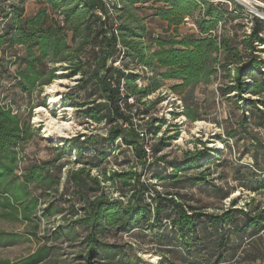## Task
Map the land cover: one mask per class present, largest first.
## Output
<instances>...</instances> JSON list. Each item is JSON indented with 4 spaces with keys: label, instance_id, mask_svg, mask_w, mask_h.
Segmentation results:
<instances>
[{
    "label": "trees",
    "instance_id": "1",
    "mask_svg": "<svg viewBox=\"0 0 264 264\" xmlns=\"http://www.w3.org/2000/svg\"><path fill=\"white\" fill-rule=\"evenodd\" d=\"M8 1L0 0V78L7 76L10 90L31 98L34 92L41 95L44 86L58 77L55 64H61L67 70L64 77L79 76L66 93L65 104L73 102L79 117L107 123L108 129L106 135L81 133L66 139L56 148L53 158L28 159L22 144L29 137L31 124L11 102L1 100L0 202L3 206H11L21 219L28 221L37 216L45 193H56L60 186L68 190L65 186H70L72 196L49 201L41 217L62 214L66 208L56 209L58 200L59 205L67 204L75 218L66 224L59 222L56 235L70 239L78 228L83 229L87 258L98 257L102 264L107 260L137 264L122 261L123 253L103 241L102 237L113 232L142 230L153 235L159 246L172 254L153 251L159 256L155 264H223L227 252L237 250L239 245L233 236L243 241L248 235L264 231V201H257L255 196L245 203L246 207L223 209L219 215L201 212L191 203V194L185 191L188 186H211L222 201L235 190V185H216L208 179L210 167L197 175L189 174L203 160L205 165L222 162L224 152L214 155L206 150L185 151L182 161L170 167L169 174L161 169L157 175L166 184L163 191L156 183L142 181L143 172L133 169L136 166L112 170L109 176L92 173L107 163L108 150L119 139L133 148V155L143 160L145 168L167 167V162L157 157L154 163L146 165L136 131L123 127L121 122L132 123L135 105L141 108L160 102L161 96L154 100L147 98L167 80L177 81L172 88L182 96L184 113L196 120L198 87L218 83L219 97L234 105L225 119L227 140L234 142L231 148L238 155L237 160L245 155L251 158V168L233 162L230 166L248 190L264 196V57L261 55L264 21L256 18L252 30L245 31L243 21L225 4L203 1L201 8L197 0H121L122 8L117 15L106 18L96 13L97 8L107 12L102 0H48L51 10L42 7L30 16L25 15V0H11L10 6ZM140 9L153 10L152 15L166 21L169 28L174 26L175 31L184 23V17L190 15L198 35L180 39L173 34L154 35ZM115 22H118L117 33ZM119 58L123 69L114 65ZM12 66L15 69L11 72ZM130 66L150 74L143 85L137 83L142 74L135 73ZM112 79L115 86L110 82ZM122 83L125 93L120 89ZM129 98L135 103H129ZM166 139L157 147L154 145L155 155L167 146ZM91 150L93 154L89 153ZM72 151L76 152L72 163L79 167L60 163L66 153L72 156ZM102 181L119 182L128 189L127 202L110 195ZM45 252L40 247L19 264H38ZM135 257L139 262L143 259L137 253Z\"/></svg>",
    "mask_w": 264,
    "mask_h": 264
},
{
    "label": "rangeland",
    "instance_id": "2",
    "mask_svg": "<svg viewBox=\"0 0 264 264\" xmlns=\"http://www.w3.org/2000/svg\"><path fill=\"white\" fill-rule=\"evenodd\" d=\"M10 1L7 2L8 6H10ZM24 4L26 16L34 14L42 7L51 10L48 0H25ZM139 11L142 16L146 17L145 23L154 35L168 36L173 34L177 39L186 35H198L199 30L195 23H182L175 31L174 26L169 28L166 21L152 15L153 10L140 9ZM261 55L264 57V52ZM60 65L55 64V67L59 69L58 77L44 86L41 95L34 92L31 98L28 95L17 94L15 90H10L8 88L10 79L7 76L0 78V101L4 99L8 103L11 102L14 109L19 110L21 117L31 124L29 137L22 144L23 154L28 159L53 158L59 145H63L66 139L81 133L88 135H106L107 133V123H96L79 117L77 107L73 102L69 101L65 104V95L76 84L79 76L64 77L63 75L67 73V70L61 68ZM130 67L135 73L142 74L137 83L139 86L143 85L145 78L150 74H146L141 68ZM11 69L12 72L15 66H12ZM175 83H177L175 80L165 81L158 91L147 98L154 100L161 96L162 100L155 105L147 104L141 108L135 105L133 109L135 114L132 115L133 121L148 129L155 147L160 145L163 138H167V146L156 152L157 159L165 160L167 167L145 168L143 160H139L133 155V148L128 147L122 143V139H119L108 150L107 163L101 164L93 172L100 173L102 176H109L112 170L122 171L130 166H136L138 172H143L142 175L147 180L151 179L153 183H156V187L163 191L166 189V184L157 175L161 169H165L169 174L170 167H175L176 162L182 161L185 151L206 150L214 155L224 152L223 158L225 160H221L222 162L219 163L217 160L205 165V160H203L201 166L195 167L189 174L197 175L210 167L209 174H206L208 179H211L216 185H235V190L232 191L230 197L222 201L219 199V193L213 190L211 186L208 188L204 184L188 186L185 191L191 194V203L198 207L201 212L219 215L223 209L246 207L245 203L253 196L256 197L257 201H264L263 195H255L237 180L235 169L230 166L233 162L251 168V158L245 155L241 160H237L238 155L231 148V144L234 142L227 140L228 137L224 129L226 126L225 119L229 116L234 105L230 101L224 100L222 96L219 97L216 90L218 83L208 87L205 85L198 87L196 99L199 103L197 108L199 117L196 120L189 119L184 113V102H180L182 96L172 88ZM123 91L125 93V86ZM232 95L234 97L235 94ZM43 99L46 101L45 104H43ZM129 103H135V100L129 98ZM135 108L141 111H136ZM63 121L70 122V128L64 134H48V128L52 126V122L62 123ZM119 150L120 152H118ZM89 153L93 154L94 152L91 150ZM74 155H76L74 151H72V156L66 153L60 163L68 164L69 167H79L76 163H72L71 159H74ZM202 165L205 166L202 167ZM205 173H208V170ZM221 176L224 177L223 180L220 179ZM105 183L110 195L114 196L118 193L119 196L124 197L123 201L127 202V197L130 195L128 189H124L119 182ZM60 187L56 193L51 192L43 195L37 216H33L28 221L21 219L11 206H3L0 202V264H19L40 247L46 252L44 259L38 264H102L98 257L87 258V244L84 239L86 233L83 229L78 228L70 239L63 234L56 235L59 222L66 224L71 218H75L70 209L67 208V204L59 205L58 200L55 208L65 207L63 213L48 214L41 217L43 215L41 211L49 201H55L58 198L64 200L67 198L66 196H72L70 186H65L68 190L66 188L62 190ZM3 200L6 201L4 197ZM74 202L77 200L75 199ZM102 238L103 241L111 244L115 251L119 250L123 253L122 258H120L122 261L130 260L137 264H155L157 259L154 260V257L159 256L153 251L166 252L172 255L171 252H168L169 249L159 246L158 241L153 239V235L142 230H136L132 233L113 232ZM232 238L236 241V245H239L236 246L237 250L235 248L233 251L227 252L228 258L223 264H264V231L254 236L248 235L243 241H238L235 236ZM227 249L229 250L230 246ZM136 253L143 258H141V262L135 257ZM106 264L119 263L115 260H107ZM122 264H127V262H122Z\"/></svg>",
    "mask_w": 264,
    "mask_h": 264
},
{
    "label": "built area",
    "instance_id": "3",
    "mask_svg": "<svg viewBox=\"0 0 264 264\" xmlns=\"http://www.w3.org/2000/svg\"><path fill=\"white\" fill-rule=\"evenodd\" d=\"M197 1L199 2L201 8L204 7L203 1H208L214 5L225 4L232 14L238 16L243 21L245 31L252 30V27L254 25V20L256 18L264 21V1L263 0H197ZM102 2L105 4L107 12L105 13L100 8H97L96 13L102 16L103 18H106L107 16L117 15V13L122 8L121 0H102ZM184 23L194 24L195 22L191 18L190 15H187L184 17ZM117 25H118V22H115L114 29L116 33H117ZM220 27H221V24H220ZM114 65L118 68L123 69L120 58L119 60L114 62ZM110 82L113 86L116 85L113 79L110 80ZM120 89L121 91L124 90L123 83L121 84ZM121 105L124 109L123 103H121ZM131 120H132V123H129V121H122L121 125L125 128L132 127L136 131L138 135V139L140 141V145L142 146L144 153H145L146 165H150L154 163L156 160V155L154 153V143H153V139L151 138V134L149 133L146 127L139 126L135 121H133L134 120L133 118ZM159 164L161 166H165V163L162 161H159ZM133 169H136V167H134ZM93 171H92L93 174H96V175L98 174L97 172L94 173ZM99 177L101 178V176ZM141 179L144 182H147V181L153 182L151 179L147 180L144 175H142ZM101 180L103 179L101 178ZM101 183L103 186H106L105 181H102ZM114 197L124 200V197L121 195L119 196L118 193L114 194ZM148 200L151 201V198H148ZM158 259L159 257H157V261Z\"/></svg>",
    "mask_w": 264,
    "mask_h": 264
},
{
    "label": "bare ground",
    "instance_id": "4",
    "mask_svg": "<svg viewBox=\"0 0 264 264\" xmlns=\"http://www.w3.org/2000/svg\"><path fill=\"white\" fill-rule=\"evenodd\" d=\"M68 128H70V122L69 121H63L62 123L52 122V126L48 128V134L49 135H53L55 133L64 134ZM155 259H157V258L154 257V260Z\"/></svg>",
    "mask_w": 264,
    "mask_h": 264
}]
</instances>
